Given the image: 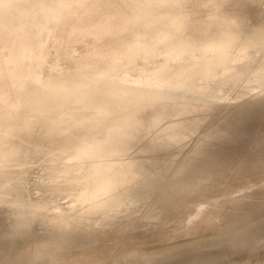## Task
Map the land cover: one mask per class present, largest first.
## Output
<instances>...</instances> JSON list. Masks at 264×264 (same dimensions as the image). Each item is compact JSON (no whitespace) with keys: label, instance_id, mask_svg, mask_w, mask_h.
Listing matches in <instances>:
<instances>
[{"label":"rangeland","instance_id":"rangeland-1","mask_svg":"<svg viewBox=\"0 0 264 264\" xmlns=\"http://www.w3.org/2000/svg\"><path fill=\"white\" fill-rule=\"evenodd\" d=\"M3 1H0V42L4 38L5 21L14 27L22 41L16 47L17 51L11 54L14 58L0 57V194L11 192L15 187L9 198L0 200L7 205L0 206V227L7 226L6 221L16 223L24 227L18 230L26 234L14 239H0V250L23 251L37 242H48L54 237L59 239L61 234L65 235L59 229L70 225V231L73 235L75 232L74 237L78 239L59 247L58 253L63 255L61 259L53 261L49 258V261L37 263L36 259L41 258L37 255L38 258L30 259L29 264H98V261L99 264H264V170L231 174L235 171L232 165L236 162L233 159L236 152H233L234 156L229 154L235 162L230 161V167L226 166L229 163L225 165L226 174L217 176L211 185L206 184L201 190L186 195L180 192L175 195L169 191L167 193L173 195L164 194L167 197L156 199L163 195V186L162 189L158 186L161 191L157 187L158 191L156 188L142 190L141 184L131 178L130 186L122 191L135 189L136 194H145L146 198L154 195V191L156 196L162 190L163 193L152 196L153 199L147 198L150 202L145 198L150 209L145 208L144 196L141 198L143 201L140 199L130 205L131 208L124 205L128 203L127 198H121L117 205L120 210L113 216L106 215L112 210L103 211L107 208L103 206L100 212L91 213L89 217V209H84V205L78 207L74 204L75 207L69 194H52L49 189L51 183L49 187L42 186L48 179L42 169L45 164L57 176L70 169L72 162H67V158L55 159L63 149L62 145L69 142L65 133L70 124L66 125V121L82 123L101 117V121H110L104 116L142 102L177 100L201 103L199 110L167 116L161 122L164 124H158L152 131L157 133L168 124L178 128L183 124L178 119L181 117L206 116L184 140L159 151L150 148L146 152L141 147H134L125 155L136 161L132 172H142L147 180L150 173L147 170L163 168L153 163L155 157L168 161L171 164L168 170L183 171L187 166L176 165V162L192 155L205 132L224 118H230L247 103L264 104V0H95L94 3L93 0L88 3L86 0H67L66 6H58L61 11L55 15L49 12L42 14L40 0ZM64 10H69L68 15L80 13L78 17L81 19L68 27L52 24ZM74 17L65 16L64 19ZM47 20H51L50 23ZM8 92L17 95H9ZM155 107L145 115L150 116L157 109ZM181 111L185 110L180 109L176 113ZM162 112L157 111L154 116ZM138 114H127L121 123L113 121L111 127L125 128L131 118L141 117ZM154 116L141 117L132 127L157 121ZM47 119H51L49 128L45 124ZM88 126L86 124L84 130ZM28 132L32 135L29 144L37 146L29 160L27 153L16 150L17 138ZM47 132L48 136H45ZM153 135L149 134L147 139ZM50 136H56L59 142L44 145V140ZM82 136L83 132L77 133L74 139ZM174 147L180 151L179 154L173 150ZM45 149L51 150L44 152ZM253 149L247 150V154L253 155ZM256 158L254 155L248 158L247 155L249 161L236 159L238 162L233 167L237 169L239 166L237 171L248 169ZM142 167L146 169L144 172ZM227 167L233 172L230 173ZM166 175L160 178L162 182L159 180V183H168L164 182L169 179ZM55 186L60 193L73 185L62 180L55 182ZM97 193L106 194V189ZM21 197L33 200L46 197L47 201L53 199V203L40 206L31 202L22 208L20 211L35 209L39 212L31 224L23 221V216H16L15 213L21 212L11 207ZM173 201H181L177 210L167 208ZM224 201L223 206L213 210ZM136 204L140 206L138 209ZM80 206L83 208L81 211ZM155 207L156 211H163L155 212ZM234 209L241 213L245 211V214L250 212L251 217L258 219L257 223L249 221L254 226L245 232L229 233L223 239L216 237L226 228L232 227L230 230L234 231L244 228L245 222L227 226L236 219ZM75 215L81 217L80 223L79 220H64L65 216L72 220ZM149 217L151 220L147 222L145 219ZM102 218L107 222L101 223ZM127 231L132 233L129 235ZM118 232L121 234L117 235ZM240 240L244 243L235 244ZM54 242L49 243L53 246L56 245ZM194 242L197 247L192 252H184L168 260L161 259L170 251ZM136 248L139 255L129 259L127 250Z\"/></svg>","mask_w":264,"mask_h":264},{"label":"bare ground","instance_id":"bare-ground-1","mask_svg":"<svg viewBox=\"0 0 264 264\" xmlns=\"http://www.w3.org/2000/svg\"><path fill=\"white\" fill-rule=\"evenodd\" d=\"M0 1H3V0H0ZM66 1L67 0H40L41 13L44 14V12H49V14L55 15L61 11V9H59V10L57 9L58 6H66L67 5ZM90 1L91 0H86L85 2L88 3ZM94 1L95 0H93L92 3H94ZM176 1L177 0H173V2H176ZM68 12H69V10H64L63 12H61L60 15L61 14L62 15L61 16L58 15L56 17L57 19L54 20V22L52 24H57V25L64 24L68 27L73 22L79 21L81 19V17H78L80 13H77L78 15H72L73 13L68 15ZM65 16L66 17L75 16V17L73 19H64ZM44 17L46 18V16H44ZM47 21L50 23L51 20H47ZM79 23L80 22H77V24H79ZM3 25L6 27V29H5V31H3L4 38L0 42V57L7 56L9 58H14V56H11V54H13L14 52L17 51L16 47L18 46L19 42L22 41V38H18V33L17 32L15 33L14 27L12 25H10L9 23H7V21H5V23ZM68 33H70V32H68ZM10 34H12L13 36L9 37ZM23 82H25V81H23ZM8 93H9V95H17V93H10V92H8ZM33 99H36V98H33ZM33 99H31V100H33ZM201 106H202V104L198 103V102L197 103H191V102L177 101V100H172L169 102L157 101L155 103L142 102L140 104L130 105V106H128V108H126L125 110H122L119 113H114V114H110L108 116H104V117H109L110 121H101V119L103 117H101L97 120H94V121L82 122V123H76L73 121H66V125L70 124V129L65 133V136H66V138L69 139V142L67 144L62 145L63 149L57 155L58 157H56L55 159L57 160L58 158L59 159L67 158L66 159L67 162L68 161L72 162L70 164V169L64 171L60 176H57V175H54L52 173V171L49 170L45 164V166L42 169L45 170L48 179L42 186L46 185V187H49L50 183H51L52 187L49 189L52 192V194L53 193L69 194V196L71 197V201H73V205L76 204V205H78V207H79V205H82V206L84 205L83 206L84 209L85 208L89 209L88 210L89 217H90L91 213L100 212L99 209L103 208V206H105V207L107 206V208H105L103 211L112 210V211H109L106 215L113 216V215H116L118 213L117 211L120 210L119 206H117V205L120 202L121 198H127L128 203H126L124 205H127V206H129V208H131L130 205L133 206V204L136 203L137 201H139L141 198H143V196H144L143 199H145L147 196V195L145 196V194H136L135 189H134L135 192H133L134 190L133 191L132 190L131 191L130 190L122 191L124 188H126V186H130L128 182H130L132 180L131 178H134V180L138 184H141L140 189H142V190L146 189L149 191V189L151 190L152 188H156V187L161 188V186H163L164 189L168 190V191L164 190V193H163V190H162L161 193H163V195L161 196L160 195L161 193L158 194L160 196L157 195L158 198H156V199L161 200V197H163V198H164V196L167 197V195H164V194H168L167 192H169V191H171L172 193H175V195L178 192L183 193V195H186V194H190L194 191L201 190L200 188H202V186H204L206 184L211 185L212 182L214 183V181H216L215 178L217 176L223 175L224 172H225V174L227 173L226 166L230 165V161H234V160H231L230 158H232V156H234L235 152L237 153V155L235 153L236 158L234 157L233 159H235L236 162H238V160H241V161L243 160V162H244V160L245 161L248 160L247 155H248V158L250 156H253V155L256 156L257 158H256V162L252 165V167H248V169L242 168L240 171H237V170H239L238 168H240L238 165H236V166H238L237 169L235 168V166L233 167V165H235L236 162L235 161H234L235 163L232 162V163H234L233 165L231 164L232 168H234L235 171H237V172L231 171L229 169V167L231 166L230 165L227 168L230 170V173L233 172L231 174L243 175L245 170H247V172L264 170V104L247 103L242 108H240L236 112H234L230 118H227V119L224 118L220 123H217L211 129H209L207 132H205L203 140L199 143L198 147H195L196 149L194 148L195 151H193L192 155L188 159L181 161L179 163L176 162V165L181 166L182 164H184L185 166H187L186 168L183 169V171L174 172L173 170H168L169 168H171V164L168 161H164L163 158H161L164 161V163H162L163 161L160 160L159 157H155L153 159V163H155L157 165H161V166H163V168L161 170H158L159 168L154 169V170H147L150 172L148 176L146 175L148 177L147 180H145V178H144L145 176H143L142 172L140 174H137L136 172L134 174L132 172L133 168L136 167L135 166L136 161L133 158H126L125 157V155L127 153H129V151H131L134 147H139V148L141 147L140 149L144 150L146 152L150 148H155V150L159 151L160 149L167 148L171 143H178V142L184 140L190 132H194L197 129L198 125L202 121L205 120L206 116H197V117H194L193 119H187V118L181 117L178 119H180L183 124H182V126H180L178 128L171 127L170 124H168V125L162 126L160 131L157 133H152V131L167 116L184 115L186 113L192 112L193 110H199V108ZM154 107L157 109H154L153 113L150 116L145 115V113L147 111H150V109H153ZM208 107H210V106H208ZM180 109L185 110V111H181L180 114L176 113ZM157 111H163V112L154 116ZM136 112L139 113L138 115H140L142 118H149V117L154 116V118L158 119V120L147 122L145 124L140 125L139 127H132V125L136 124V122H138L141 117L137 118L136 120H135V118H131L129 125L125 128L113 129L111 127V125L114 123L113 121L121 123L127 114L136 113ZM50 122H51V119L46 120L45 124H46L47 128H49ZM86 124H89V126L86 130H84V126ZM161 124L163 125L164 123H161ZM256 127L260 128V129L257 130ZM185 128H188V131H185ZM80 132H83V136L80 139L75 140L74 136ZM149 134H154V135L152 136V138H150L148 140L147 137ZM45 136H48V132L46 133ZM177 137H180L181 139L177 140ZM30 140H32V135H30L28 132V133L20 134L19 137L17 138V141H16L17 152L27 153V160L32 158L31 153L35 152V150L37 148L36 145L29 144ZM72 140H75V141H72ZM44 142H45L44 145L49 144L51 142L54 144H57V142H59V139L56 138V136H53V137L50 136V138L45 139ZM97 146H99V148L95 149ZM190 147H192V145ZM253 147H254V149H253ZM177 148H176V150H177ZM180 148L181 147H179L178 149H180ZM251 148L253 150H255L254 153L251 150L253 155L247 154V150L250 151ZM50 150L51 149H45L43 151L44 152H50ZM85 150H88V151L84 152ZM166 150H169V149H166ZM166 150H165V152L168 153ZM173 150H175V147ZM175 151H173V152H175ZM176 152H175V154H176ZM179 152L180 151H178L177 153L179 154ZM229 154H231L232 156L230 157ZM238 155H239V159L237 158ZM71 156H73V158H70ZM253 158H255V157H253ZM253 158H250V160L251 159L253 160ZM236 159H238V160H236ZM226 164H228V165H226ZM238 164H240V163H238ZM243 164L241 163L242 166H243ZM176 167H178V166H176ZM75 168L79 169V170H76ZM141 169L143 172L146 170L143 167ZM164 175L168 176V177H166V179L169 178L168 181L167 180L164 181V182H168L165 185H164V183L163 184L159 183V180H161L160 178L163 177ZM149 177H151V178L149 179ZM238 178H240V177H238ZM62 180L67 181L69 184H71L73 186L64 188L59 193L57 191L56 186H55V182H59ZM238 180H240V179H238ZM228 181L225 182L226 186H227V183L230 182V181L229 182ZM160 182H162V180ZM234 182H235V180L233 181V183ZM236 182H237V184L239 183L238 181H236ZM160 184H162V185H160ZM222 184H224V183H222ZM235 184L236 183H234V185ZM165 187H167L168 189ZM228 187H229V184H228ZM12 188L14 190L15 187H12ZM39 188L42 189V187H39ZM114 188H117V189L112 190ZM132 188H135V187H132ZM227 188H225V189L228 191ZM235 188H237L236 185H235ZM235 188L233 190L236 191ZM103 189H106V194H98L97 193ZM161 189H160V191H161ZM225 189H224V192H225ZM45 190H42V191L45 192ZM12 191L11 192L7 191L3 194H0V200L9 198V194H11ZM157 191H158V189H157ZM154 192H153V194L156 196V193H154ZM172 193H169L168 196L170 197ZM180 193H178V195ZM148 194L150 195V193H148ZM232 194H233V192H232ZM42 195L44 196L45 194H42ZM154 195H152V196H154ZM221 195H222V193H221ZM225 195H227V194H225ZM152 196H148L147 198L152 197ZM209 196H211V194ZM46 197L42 198V199H38V200L29 199L27 197L17 198L13 202V206H11V207L14 210L20 211L22 208H24L26 205L30 204L31 202H36V204H40V206H48V202L53 203V199H51L50 201H47L48 199ZM143 199H141V200L143 201ZM152 199H153V197H152ZM165 199H167V198H165ZM147 200H149V199H147ZM147 200L145 201V203L148 202ZM162 201H160V202H162ZM230 201L232 202L234 200H230ZM149 202H150V200H149ZM156 202L160 204V202H158V201H156ZM163 202H166V201L164 200ZM152 203H154V202H152ZM224 203H225V201L220 202L216 206V208H214L213 210H216L217 208L219 209L221 206L224 205ZM137 204L135 206H137V209H138V207H140V206H138L139 204L138 205ZM159 204H158V206H160ZM146 205H147V203H146ZM149 205H150V203H149ZM180 205H181V201H179V202L173 201L172 203L167 205V208L170 210L171 209L177 210V207ZM0 206H7V205H4L0 202ZM74 206H72V208ZM82 206H80L81 209L79 211H81L83 209ZM158 206L156 205V207H158ZM148 207L149 206L147 205L145 208H148ZM156 207L153 209L155 210ZM243 207H245V206L243 205ZM161 208H163V207H161ZM250 208H252V207H250ZM50 209H48V211ZM149 209H150V207H149ZM161 210L162 209H159L158 211L155 210V212L159 213V211H161ZM234 210H235L234 211L235 214L237 215L236 219L234 221H232L233 223L231 222L227 226L229 227V226H233L235 224H242L245 222V224L242 225V226H244V228H239L238 230H235V231L230 230L232 227L228 228V229L226 228V229H224V231L220 232L216 237L222 238L225 235L227 236L229 233L230 234H232V233L238 234L241 230H243V232H245L254 226V225L251 226L252 222L255 221L257 223L258 219H255L254 216L251 217L250 212H248V210H247L248 213H246V214H245V211H244V213L243 212L241 213V212L237 211L238 209H234ZM245 210H246V208H245ZM20 212L21 213H19V212L15 213V215L18 217L23 216L21 218H25V219H22V220L26 221V222H30L31 224L34 222V220H33L34 215L39 213V212H35V209L33 211H29V212H27V211H20ZM68 212H70V210H68ZM63 213H65V212H63ZM75 213L77 214L78 212H75ZM75 213H70V214H75ZM158 213H156V215H158ZM166 213H168V212L166 211ZM67 215H69V214H67ZM95 216H96V214H95ZM152 217H153V214H152L151 218ZM262 217H263V215H262ZM167 219L168 218H166V220ZM231 219H233V218H231ZM64 220H66L67 222H75V221L79 220V223L82 221L81 217H79L78 215L76 217L72 218V220H71V218H68L67 216H65ZM101 220H102V221H100L101 223L107 222V220L105 218H102ZM142 220H144V219H142ZM142 220H140V221L138 220V221L141 222ZM145 220H147V222H148V220H151V219L149 217ZM249 221H252L251 224ZM6 222H7L6 223L7 226L3 225L4 227L3 226L0 227V239H6V238L7 239H14V238H18V237L26 234V232L22 233L21 230H18V228H24L23 226H17L18 224H16V223L11 224L8 221H6ZM100 222H99V225H100ZM109 225L110 224H106V226H109ZM12 226H17V227L12 228ZM102 226H104V225H102ZM110 226L113 227L112 224ZM70 229H71L70 225L62 226L59 230L62 231V233L64 232L63 234H65V235L61 234V237H63V238L60 237L59 239L58 238L55 239V237H54L55 234L52 236V238L54 237V239H52V240H54L56 243L52 240L51 241L49 240L48 242L43 241L45 238V236H44L43 240L39 239V240L43 241L42 243L37 242L34 246L29 247L23 251L0 250V264H13L14 262H18L16 264H21L23 262H26V264H29L30 259L38 258L37 255L40 256L41 258L36 259V262L37 261H49V258L53 259V261L57 260V259H61L63 257V255L58 253L59 247L61 245L64 247V244L67 242L68 243L69 242L74 243V241L75 240L77 241V239H78V238H76L77 236L74 237L75 232L73 235V232H71ZM133 229H134V225H133ZM133 229L131 230V228H130V230L132 232H133ZM128 231H127V233H128ZM51 232H52V230H51ZM130 232L128 233L129 235H130ZM60 233L61 232H59V234ZM87 234L89 235L88 232H87ZM116 234L120 235L121 233L118 232ZM47 235H46V237H47ZM50 235H48V239H49ZM58 235H56V237ZM117 235H116V237H118ZM93 239H96V238H93ZM72 240H74V241H72ZM220 240L221 239H219L217 241L219 242ZM49 242L50 243L54 242L56 245L51 246L53 243L50 245ZM68 243H67V245H68ZM215 243H217V242H215ZM242 243H244V241L240 240V241H237L235 244H242ZM62 246H61V248H62ZM196 247H197L196 242L191 243L188 246H185V248L170 251L169 253L165 254L164 257L162 256L161 259L168 260L169 258L170 259L175 258L184 252H188V251L192 252V250H194ZM127 253H129V256H130L129 259H135L139 255V250L137 248L132 250V251H131V249H129V250H127ZM120 256H122V255L120 254ZM109 257H111V255ZM145 257L146 256H142V259L147 260ZM147 257H148V259H152L151 256H147ZM44 258H47V259L42 260ZM117 258H119V257H117ZM104 261H105V259H104ZM148 261H150V260H148ZM99 262L100 261H98V264H99ZM91 263H93V262H91ZM117 264H122V263L119 262Z\"/></svg>","mask_w":264,"mask_h":264}]
</instances>
